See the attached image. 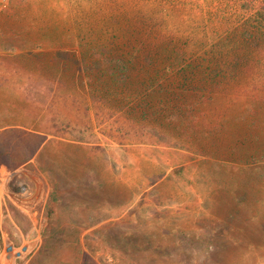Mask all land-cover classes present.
<instances>
[{
    "label": "rangeland",
    "instance_id": "rangeland-1",
    "mask_svg": "<svg viewBox=\"0 0 264 264\" xmlns=\"http://www.w3.org/2000/svg\"><path fill=\"white\" fill-rule=\"evenodd\" d=\"M242 14L0 0V253L24 251L9 264H264Z\"/></svg>",
    "mask_w": 264,
    "mask_h": 264
},
{
    "label": "trees",
    "instance_id": "trees-1",
    "mask_svg": "<svg viewBox=\"0 0 264 264\" xmlns=\"http://www.w3.org/2000/svg\"><path fill=\"white\" fill-rule=\"evenodd\" d=\"M199 1L201 0H197V2ZM233 3L234 7L244 11V14L238 20L241 21L242 26H247L243 32L245 41L244 43L243 40L241 41V44L245 46L247 51L240 55H261L251 62H248L249 57H245L247 58L245 60L242 58L241 61H237L234 65L244 66L246 64L243 70L245 73L244 76L246 77V83L251 88V91L248 93L249 96L247 97L254 96L255 99L260 100L264 98V0H233ZM197 8L201 12L204 10L202 5H198ZM248 25H250L251 30ZM247 62L249 65H247ZM233 78H235V75ZM1 250L2 241L0 239Z\"/></svg>",
    "mask_w": 264,
    "mask_h": 264
},
{
    "label": "crops",
    "instance_id": "crops-1",
    "mask_svg": "<svg viewBox=\"0 0 264 264\" xmlns=\"http://www.w3.org/2000/svg\"><path fill=\"white\" fill-rule=\"evenodd\" d=\"M91 229H93V228H89V230H91ZM87 232V231H86ZM86 232H83V233H80L81 235L82 234H86ZM4 243V250L6 251H8V248L6 249L5 248V246H6V243L5 242H3ZM16 249L17 248H15V247H13V249H12V251H10L9 252V255H7L6 254V256H5V253L4 252H1L0 253V261H2V262H5L6 264H7V261L9 260V259H12L13 258V256H17V257H21V255H22V253L24 252V251H22L21 253H17V254H15V251H16ZM27 249H28V247H27ZM26 249V250H27ZM18 250V249H17ZM2 251V250H1ZM10 262L8 261V264H9Z\"/></svg>",
    "mask_w": 264,
    "mask_h": 264
},
{
    "label": "built area",
    "instance_id": "built-area-1",
    "mask_svg": "<svg viewBox=\"0 0 264 264\" xmlns=\"http://www.w3.org/2000/svg\"><path fill=\"white\" fill-rule=\"evenodd\" d=\"M0 264H6L5 262L0 261Z\"/></svg>",
    "mask_w": 264,
    "mask_h": 264
}]
</instances>
